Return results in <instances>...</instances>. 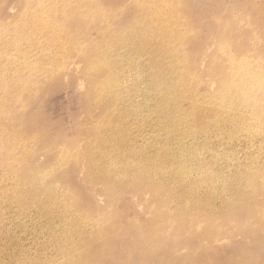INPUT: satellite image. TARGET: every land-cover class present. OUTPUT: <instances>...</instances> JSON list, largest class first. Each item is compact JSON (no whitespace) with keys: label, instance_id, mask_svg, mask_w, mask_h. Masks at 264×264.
Returning <instances> with one entry per match:
<instances>
[{"label":"rangeland","instance_id":"1","mask_svg":"<svg viewBox=\"0 0 264 264\" xmlns=\"http://www.w3.org/2000/svg\"><path fill=\"white\" fill-rule=\"evenodd\" d=\"M146 2L0 0V91L4 83L10 80L14 82L8 83L11 86H24L16 91L15 96H22L23 102L15 112L5 108L3 98H0V264H55L57 255L62 252L59 246L66 248L69 245L64 244L65 240L63 243L61 239L55 241L57 233L53 228L58 234L61 226L66 228L65 231L67 228L71 231L81 224L83 218L90 221L88 226L92 224L88 230L95 231L85 238V254L81 257H91L94 264H264V197L260 196L264 194V184L259 181L251 186L253 191L240 190L243 184H237L238 179H235L237 174L248 176L244 170L252 159L250 148H245L249 145L243 142L238 144L239 134L234 128H229V123L223 128L234 145L230 151L226 148L223 150V147L216 150L218 163L213 165L215 172L217 170L215 175H229V201L226 199L228 195L222 196V186L217 183L214 192L211 188H201L204 193L196 202H201L202 208L196 210L194 202L190 211H182L181 200L194 195L192 189L197 186L193 183L194 174L190 180L181 178L180 185L176 183L178 194H168L169 203V199L162 196L159 190L148 192L149 189L143 184L128 188L130 184L125 183L126 187L119 196H111L99 174L98 159L93 169L90 162L95 156L92 154V137L96 132V120L103 112L102 106L95 101L94 91L105 82L107 76H104V69L91 73L88 67V72L84 61L90 55L95 58L103 49L100 29L105 27L104 30L108 31L116 28L112 46L121 41L122 35H126L127 45L122 48V53L130 58V69L122 79L132 73L133 65L140 69L143 62L155 57L146 51L144 37L155 35L157 41L153 48L161 47L163 54H176L174 60L183 79L178 87L168 90L174 95L177 91L180 96L181 102L175 115L181 113L179 118L188 122L185 128L187 134L194 132L202 136L197 128L202 130L217 124L211 112L221 108L219 106H229V100H218L217 97L220 92V70L226 62L219 48L225 51V56L227 50L237 58L248 55L247 65L251 72L234 76L233 83L243 81L245 77L241 75L250 77L256 66L249 63L254 60L253 57L249 58L253 52L251 43L254 41L250 42L252 33L247 35L238 31L247 28L250 32L251 29L264 27V0H148V6ZM137 23L143 26L139 27ZM126 30L127 33L124 32ZM127 34L132 37L128 38ZM91 42L96 43L92 48L89 46ZM243 46L248 48L244 54H239ZM60 49L65 51L61 52ZM138 50L141 55L137 56L133 52ZM38 55L41 56L39 62ZM97 59L93 63H97ZM148 66L140 75L142 82L148 74L146 71H152ZM26 67L28 70L24 69ZM9 73L13 76H31L32 79H16ZM213 82L215 84L212 86ZM195 85L200 86L201 95H208V99L198 107L191 103L190 93L195 91ZM33 89L35 92L30 94ZM199 93L195 96L202 98ZM239 118L241 122L251 121L246 114H241ZM13 119L20 121L12 126L10 122ZM98 129L105 132L107 125L98 123ZM14 132L18 135L15 136ZM173 135L171 133L169 137ZM199 139L201 141L185 145L202 150L204 142L206 149L203 136ZM234 149L238 150L237 153ZM209 155L204 152L206 163L214 160ZM184 160L194 164L190 157ZM237 170L240 173L236 174ZM44 175L48 178L43 180ZM257 175L263 177L264 173L260 171ZM39 182L44 190L40 189ZM181 182L185 184L182 187ZM25 186L33 191L39 189L36 200L32 196L29 199L26 195L24 198L20 196L25 192ZM236 186L239 188L235 191ZM38 198L46 199L47 206L40 207L43 202ZM34 202L38 207H34ZM165 203H168V207L160 210ZM212 205L219 209L215 210ZM158 211L172 220L170 226L164 229L159 226L154 216ZM1 217H5V220ZM175 231L182 234H175ZM62 236L58 235L60 238ZM91 237H94L93 240L86 246ZM46 243L48 248L43 245ZM21 245L23 249L19 247ZM54 257L56 260H53ZM31 258L35 260L34 263Z\"/></svg>","mask_w":264,"mask_h":264},{"label":"bare ground","instance_id":"2","mask_svg":"<svg viewBox=\"0 0 264 264\" xmlns=\"http://www.w3.org/2000/svg\"><path fill=\"white\" fill-rule=\"evenodd\" d=\"M145 5L146 6L149 5L148 0L145 3ZM137 26L140 27L143 26V24L137 23ZM231 26H233V23L231 24ZM104 29L105 27L99 30V33L102 35L100 41L103 42V49L98 52L95 58L90 55V57L86 61H84V63L87 66V71H88V67L91 73L99 72L100 70L104 69V76H107L105 82L98 85L94 91V96L97 99L95 101L102 106L103 112L102 115H100L99 118H97L96 120L97 123L96 132L93 134L92 137L93 140L92 146H94L92 154H95L94 156L95 158L93 157V159L90 160V162L92 163L94 169V166L98 162L96 161V159L100 161V166L98 167V171L99 174H101L103 181L106 182L109 195L119 196V193L122 192V190L126 187L124 186L125 183L130 184L131 187L128 188H132L134 186L138 187V185L141 186L143 184L144 187H147V189H149L148 192L154 189L159 190V193L162 196H166L165 198L169 199L168 200L169 203L170 196L168 197L167 195L173 192H175V196L176 194H178L176 193V190H178L176 183L179 184V180L181 178L183 179L188 178L190 180L191 178L190 176L194 174L195 178L194 181L193 180L192 181L197 186L196 189H192L194 195H192L190 198L186 197L181 200L183 204L181 207L182 211L184 212L190 211V207L194 202H195L194 208L196 210L202 208L203 207L202 203L196 202L199 201L198 198H201L204 193L203 191H201V188L208 190L211 188L213 191L215 190L216 188L215 184L217 183H220L222 186L221 188L222 191L220 193L222 194L223 197L228 195V198L226 199L229 201L230 200L229 184L227 183L229 181V175L223 176L226 174L223 173L224 170L221 168L222 169L221 172L223 173V175L220 174L221 176L220 177L219 175L214 174L217 172V170L215 172V170L213 169V165L218 163L216 162L217 154L215 151L218 149L220 150V147H223V150L225 148L229 150L234 145L233 140H229V135L227 131L224 130L225 128H223V126H225L228 123H229V128H234L235 132L239 134L237 138L238 144L243 142L249 145L245 148L247 149L250 148V154L252 159V161L251 159L249 160L251 162H249V165L244 170L248 172L249 177L244 174L238 175L237 174L238 170L236 171L238 177L236 176L237 178L235 180L238 179L237 184L240 183L243 184V189L240 188V190L247 191L250 189V191H253L254 189L251 186H254L255 182L260 181L264 184V176L260 177L257 175L258 172L260 171L264 173V51H263L264 27L259 30H257L256 28L251 29L250 32L247 28H241V30L239 29L238 31L241 34L244 33L247 35H250L252 33L250 42L254 41V43H251L253 46L251 47V49H253V52L251 55H249L250 56L249 58L253 57L254 60L252 62L249 61V63L256 64V66L253 67L254 71L250 77L247 75H241L245 77L243 81L233 83V77L240 73L251 72V69L247 65L248 55H242L241 57L237 58L234 57V55H232L231 52L229 53V50H227L225 56V51L222 48L221 49L219 48V53L226 58V62L220 70L221 71V77L219 80L220 92L217 97L219 98L218 100H222V99L229 100V106L227 105L219 106L221 108L219 109L217 108V111L211 112L212 114H214L212 117L217 119V124L215 125L211 124L207 126V128H203L202 130L201 128H197L198 132L200 134H203L202 135L204 138L203 141H205V145H206V149H205L203 144L204 142H202L201 149L205 152V154L208 153L209 155L210 153H212L213 156H211V154L209 156H211L212 158L214 157L213 158L214 160H212L211 163H206L204 161V152L202 150L196 149L192 146L185 145L187 143H192V141H196V140L198 142L201 141L199 138H202V136L198 134H193L194 132L187 134L185 128L188 125V122L182 118H179V115H181V113L177 114V116L175 115V113H177V110L179 109L177 107L181 102L179 100L180 96H178V92L176 90H175L176 93L174 95L168 89L171 87H178L183 79V74L180 71L178 64L174 60L176 54L175 53L163 54V49L161 47L156 46L153 48L154 42L157 41V37L155 35L144 37L143 41L147 47L146 51L151 55H155V57L153 59H149L143 62L142 66L140 65L141 66L140 69L138 68L137 65H133L131 67L132 73L129 76H127V78L125 76L126 79L124 78L122 79L123 74L130 69V65L128 64L130 58L128 59L127 55L124 56L122 53V48L127 45L126 35H122L121 41L115 44L114 46H112V42H115L114 31L116 30V28H113L108 31H105ZM233 29L235 33L236 32L235 27ZM124 32L127 33L128 31L126 30ZM130 37H132V35L130 36L128 35V38ZM246 38L248 41L247 36ZM95 44H96L95 42H91L89 46H91L92 48ZM247 48L246 46L240 47L239 50H241V53L239 54H244L243 52ZM60 51L64 52L65 50L60 49ZM133 53H135L137 56L141 55L140 50ZM40 59L41 56L38 55L37 62H39ZM96 59H97V63H93ZM148 65L151 66L152 71L151 73H149L150 72L149 70L146 71L148 74L145 76L144 82H142V80L140 79V75L149 67ZM24 69L28 70L27 67ZM8 75H12V74L9 73ZM13 77L16 79L20 78L26 81H30L32 79L31 76L27 77L26 75L24 76L17 75ZM184 81L181 85V89H183L182 87ZM8 83H14V82L10 80L8 81ZM8 83L6 82L4 83V88L2 91H0V98H3V103L5 108H8L9 111L11 112H15L16 108L22 107V102H23L22 96H18V95L15 96L16 91L22 90L24 86L21 85L11 86ZM137 84L138 86H136ZM214 84L215 83L213 82L212 86ZM194 89L195 91L193 92V94L190 93V95L192 96L191 103L193 104L194 107H198L202 101L208 99V95L203 96L199 93V91H201L199 85H195ZM6 92L7 94H5ZM34 92L35 90L33 89L29 93L33 94ZM197 93H199L202 96V98L195 96V94ZM218 100L216 101V103H218ZM230 106L233 107L229 110ZM205 109H207V107ZM207 113H209L208 109H207ZM241 114H246L249 117V119H251V121L241 122L239 118ZM19 121L20 119L17 120L13 119V122L11 121L10 123L13 126ZM98 123L107 125V130L104 132L98 129ZM151 126L152 129H150ZM171 133H173L174 135L170 138L169 136ZM176 133H178V135L175 137ZM14 135L17 136L18 134L14 132ZM235 149H234L235 152L238 151ZM68 152L71 154L70 151ZM232 153H228V154L233 155ZM226 154L227 153H225V155ZM157 155H160V157H158ZM187 157L192 158L194 164L185 161L184 158ZM226 157L227 156H225V158ZM216 166L218 167V165ZM255 170L258 171L254 172ZM138 175L140 177L139 179H137ZM45 177H47V175H44L42 179L44 180ZM40 182H42L43 184V181L40 180ZM40 182H39V187L40 185H42L40 184ZM183 184L184 183H182L181 187L183 186ZM237 188L239 187L236 186L233 190ZM40 189L44 190V188L41 187ZM33 190L30 187H26L25 192L24 193L22 192L23 194L20 196L24 198L26 195L28 199L29 197L32 196V199L36 200L37 197L36 195L37 193H39V189L36 191ZM182 191L183 189H181L180 192ZM140 193L143 194V192ZM179 195H177V197H179ZM33 196L35 198H33ZM260 196L264 197V194ZM231 197L233 196L231 195ZM38 200L40 202H43L42 206L40 207H43L48 203L47 201H44L46 200L44 198L41 199L38 198ZM50 203L51 202H49V204ZM168 203L163 204L160 210L167 208ZM33 205L34 207H38L37 205L35 206V202ZM213 207L216 208V206ZM49 209L51 208L49 207ZM218 209L216 208L215 210ZM60 211L62 212V209ZM10 213L11 212L9 211V214ZM24 213L25 212H23V214ZM23 214L21 216H23ZM212 214H210V216ZM24 215H27V213ZM38 216L40 217V215ZM154 216L157 222H159V226H161L162 229L172 224V220L169 219L167 215H165L160 211L155 212ZM42 217H43V221H45L44 216ZM3 218L1 217L2 220H5V217ZM31 218L33 217L31 216ZM30 219L28 220L31 223ZM52 219L53 222L56 221L54 220V217ZM16 220L17 219H15V221ZM11 222L13 223L12 220ZM89 222L90 221L85 220L83 218L80 220L81 224H79L76 229L73 228V230L71 231H68L69 230L68 228L67 231H65L66 228L61 226L60 231L63 233V236L61 232L59 234L62 236V238L58 237L59 235L58 231L55 230V228H53L54 232L57 233V239L54 240L59 241L61 239L60 241L61 243H63V241L65 240L64 244L66 243L67 245H69L66 248L59 246L62 252L57 255L58 256L57 260L55 257H54L55 259L53 258V260H56L55 264H94L92 262L91 257H85V258L81 257V255L85 254L83 250L86 241L85 238L90 237L95 231V229L88 230V227L92 226L91 223H90L91 226H88ZM40 225L41 224H39V227ZM51 225H53V223H51ZM23 229L25 230L27 228L24 226ZM32 232H30V235L32 234ZM178 233L179 235L182 234L180 233V231L179 232L175 231V234ZM26 235H24L23 238H25ZM93 238L94 237L89 238L90 240L87 241L86 246H88V243L92 241ZM27 239H31V238H27ZM16 240L18 241L17 238ZM45 241L46 240H44L43 242ZM47 243L43 245L47 247L48 246ZM10 244L12 245V243ZM64 244L61 245L65 246L66 244L65 245ZM16 245L17 243L15 244V247ZM25 245L26 244L24 243V246ZM19 247L22 248V245ZM20 248H16V249L20 250ZM25 249L26 248H24V250ZM53 251L56 252V250L54 249ZM16 252L18 251L16 250ZM38 253L39 252H37V254ZM30 256H32V253ZM20 258L21 257H19V259ZM31 260L33 261L32 258ZM1 261L3 263V260ZM34 262L35 260L33 261V263ZM53 263L54 262L50 264ZM34 264H39V263L36 262Z\"/></svg>","mask_w":264,"mask_h":264}]
</instances>
